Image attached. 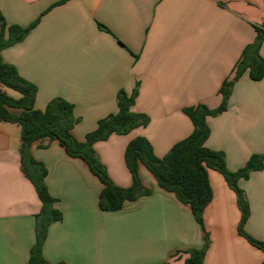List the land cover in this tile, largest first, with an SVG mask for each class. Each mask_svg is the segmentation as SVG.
Returning <instances> with one entry per match:
<instances>
[{"label": "crops", "instance_id": "0c3cea01", "mask_svg": "<svg viewBox=\"0 0 264 264\" xmlns=\"http://www.w3.org/2000/svg\"><path fill=\"white\" fill-rule=\"evenodd\" d=\"M0 15L8 26L38 20L1 58L37 87L35 109L43 111L57 97L73 105L72 134L79 142L117 112L119 90L137 88L131 109L149 123L94 145L113 183L128 188L127 144L144 137L161 158L193 130L183 108L220 105L222 82L231 79L243 49L255 40L254 26L264 21V0H0ZM259 54L264 60V40ZM0 91L20 97L1 85ZM206 122L205 146L224 154L229 171L253 154L264 157V77L253 81L245 72L226 111ZM20 146L21 128L0 122V264H28L41 210L21 168ZM30 153L44 165L46 186L62 215L49 226L42 249L52 264H185L187 251L203 246L205 232L203 264L264 262V252L238 234L236 194L217 171L208 170L212 200L203 230L190 207L159 188L142 165L141 181L151 194L107 212L98 206L99 179L57 140H36ZM237 185L249 206L244 231L264 243V168Z\"/></svg>", "mask_w": 264, "mask_h": 264}, {"label": "trees", "instance_id": "16d2710c", "mask_svg": "<svg viewBox=\"0 0 264 264\" xmlns=\"http://www.w3.org/2000/svg\"><path fill=\"white\" fill-rule=\"evenodd\" d=\"M37 23L38 20L27 27L8 26L0 15V85L20 95L18 99H14L0 91V122L17 124L21 128V168L41 202V210L36 216L35 244L30 249L28 264H52L43 257L42 249L49 226L62 219L61 212L54 207L55 199L50 195L45 183L47 171L30 153L32 143L44 139L57 140L69 157L83 160L90 172L99 179L102 184L98 199L100 210L115 212L126 202L151 194L141 181L139 166L142 165L155 178L159 188L174 194L179 202L190 207L195 221L203 230V212L212 200L208 170L217 171L236 194L241 212L238 234L264 252V243L253 239L244 231L249 206L243 190L237 185L239 180H247L252 172L263 170L264 157L253 154L243 167L231 172L226 167L224 154L205 146L210 134L207 117H215L226 111L234 83L245 72H248L253 81L264 77V60L259 54L264 40V21L254 26L255 40L243 49L241 58L233 67L231 79L222 82L219 88L220 105L215 109H210L204 104L182 109L193 125L188 137L175 143L161 158L154 154L151 144L144 137H136L127 144L124 161L132 179L128 188L113 183L99 160L94 145L106 141L112 135H127L149 123L148 116L135 113L131 109L138 95L137 88L130 94L119 90L117 112L99 120L95 130L86 134L84 141L79 142L72 134L73 126L77 123L73 105L57 97L48 102L43 111L35 109L37 87L23 79L14 66L3 62L1 58L2 50L22 42ZM99 27L107 31L102 25ZM13 109L19 110L20 113H12ZM208 244L209 238L205 232L203 246L200 249L188 250L185 264H203Z\"/></svg>", "mask_w": 264, "mask_h": 264}, {"label": "rangeland", "instance_id": "374dc122", "mask_svg": "<svg viewBox=\"0 0 264 264\" xmlns=\"http://www.w3.org/2000/svg\"><path fill=\"white\" fill-rule=\"evenodd\" d=\"M11 93H12L13 95H17V94H18V93H17V92H15V91H14V92H11ZM16 93H17V94H16Z\"/></svg>", "mask_w": 264, "mask_h": 264}]
</instances>
